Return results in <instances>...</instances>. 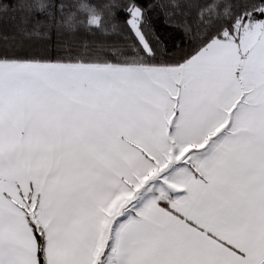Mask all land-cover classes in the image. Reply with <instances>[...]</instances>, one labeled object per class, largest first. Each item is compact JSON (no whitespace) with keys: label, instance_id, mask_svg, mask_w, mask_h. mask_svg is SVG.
Here are the masks:
<instances>
[{"label":"snow or ice","instance_id":"1","mask_svg":"<svg viewBox=\"0 0 264 264\" xmlns=\"http://www.w3.org/2000/svg\"><path fill=\"white\" fill-rule=\"evenodd\" d=\"M0 264H264V0H0Z\"/></svg>","mask_w":264,"mask_h":264}]
</instances>
